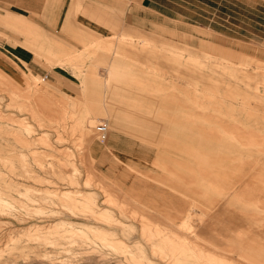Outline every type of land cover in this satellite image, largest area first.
<instances>
[{
  "label": "rangeland",
  "instance_id": "obj_1",
  "mask_svg": "<svg viewBox=\"0 0 264 264\" xmlns=\"http://www.w3.org/2000/svg\"><path fill=\"white\" fill-rule=\"evenodd\" d=\"M63 1L0 0V264H264V0H145L122 50ZM62 18L110 33L22 27Z\"/></svg>",
  "mask_w": 264,
  "mask_h": 264
},
{
  "label": "crops",
  "instance_id": "obj_2",
  "mask_svg": "<svg viewBox=\"0 0 264 264\" xmlns=\"http://www.w3.org/2000/svg\"><path fill=\"white\" fill-rule=\"evenodd\" d=\"M4 2H7L8 0H2ZM10 2L14 3L17 5L16 8L20 7V10L22 11H28V12H36L38 11L39 5L41 7H46V6H54L55 9L57 6L64 4L63 0H9ZM20 1V4H19ZM41 1V3H40ZM51 2L53 5H51ZM84 3H88L91 6H96L100 8H105L109 12H117L118 14L122 15V20L119 22H110L106 23L108 25V28H111L112 31L118 32L119 34L117 35H110L107 37H104L103 35L100 36V33L108 34L110 31L101 26V25H96L92 21H83L80 25H76L77 23L74 22L73 20H64L62 19H52L49 20L47 24H37L35 21L33 22H28V25H22V27H27L29 29H32L31 31L28 32L27 30V35L30 33V35L33 37L35 32L34 26H37L38 28H42L44 33L50 38L49 42L52 43H71L69 42V36L76 37L80 43H86L88 42V38H93V37H104L99 39V42L101 44L106 43H111L116 45V48H120L122 50L123 45L126 44V42L129 37H136L140 41H148V39H155L152 36H146L150 30H148V25L146 21H138L137 24L132 23L131 21V14L132 10H135L137 12L145 11L148 10V6L143 5L145 0H134V3H132L131 0H83ZM56 4V5H55ZM133 4V5H132ZM133 6V7H132ZM60 7V6H59ZM58 7V8H59ZM72 8V12L78 9V6L76 4L71 3L70 5L67 6L65 10L68 8ZM19 10V8H18ZM83 11L86 13H90L92 18L95 21H100L101 18L97 14H93L87 9L83 8ZM88 11V12H87ZM16 14H12L13 17L19 16L17 12H14ZM16 26H13V28H18L19 25L15 24ZM151 28V27H150ZM114 29V30H113ZM115 32V33H116ZM146 36V37H145ZM88 39V40H87ZM109 39V40H106ZM101 40V41H100ZM106 40V41H105ZM22 40H17L16 42L20 43ZM114 50V49H113ZM107 51V49H101V53ZM124 51V50H123ZM19 55L23 57L22 51L19 52ZM51 59L55 60L59 58L62 54L60 52H57V50H49V54ZM50 59V60H51ZM129 106V105H128Z\"/></svg>",
  "mask_w": 264,
  "mask_h": 264
},
{
  "label": "bare ground",
  "instance_id": "obj_3",
  "mask_svg": "<svg viewBox=\"0 0 264 264\" xmlns=\"http://www.w3.org/2000/svg\"><path fill=\"white\" fill-rule=\"evenodd\" d=\"M112 122V121H111ZM101 124H103V123H101ZM98 126V125H97ZM97 126H96V128H95V130H96V132H97V135H98V139H99V141L100 142H104L105 140H106V136H107V129H106V125L105 124H103V126H104V128H105V132H104V136L102 137V134H100L98 131H97ZM149 139V138H148ZM150 143V142H149ZM153 143H155V141L153 142ZM4 203V202H3ZM162 228V227H161ZM163 229V228H162ZM149 236V235H148ZM195 240V239H194ZM167 242V241H166ZM194 242V241H193ZM198 243V242H197ZM197 245V244H196ZM198 246V245H197ZM206 248H208V247H206ZM171 250V249H170ZM212 251V250H211ZM217 252V251H216ZM180 254V253H179ZM214 255V254H213ZM223 256V255H222ZM229 256V255H228ZM202 257H203V255H202ZM207 257V256H206ZM209 257V256H208ZM207 261V260H206ZM231 263V262H230Z\"/></svg>",
  "mask_w": 264,
  "mask_h": 264
},
{
  "label": "built area",
  "instance_id": "obj_4",
  "mask_svg": "<svg viewBox=\"0 0 264 264\" xmlns=\"http://www.w3.org/2000/svg\"><path fill=\"white\" fill-rule=\"evenodd\" d=\"M97 131L100 133V134H102V137L104 136V132H105V128H104V126H103V124H98V126H97Z\"/></svg>",
  "mask_w": 264,
  "mask_h": 264
}]
</instances>
